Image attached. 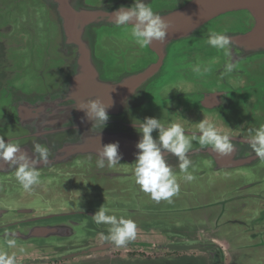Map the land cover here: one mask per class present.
Instances as JSON below:
<instances>
[{
  "label": "water",
  "instance_id": "obj_1",
  "mask_svg": "<svg viewBox=\"0 0 264 264\" xmlns=\"http://www.w3.org/2000/svg\"><path fill=\"white\" fill-rule=\"evenodd\" d=\"M37 1L0 0V81L3 82L0 87V137L5 142L19 144L29 155H33L35 143L50 150V162L37 165L41 183L33 186L31 192L23 191L15 179V168L0 160V251L11 255L18 247L34 246L42 258L62 260L60 264H225L223 255L209 243L201 245L204 247H200L202 253L195 258L112 256L109 254L111 245L104 240L108 226L97 225L92 216L103 204L112 209L113 205L106 197L125 196L119 193L121 191L128 193V201L134 210L128 211L130 205L128 210L113 208L117 216L132 219L139 225L144 213H158L151 209V200L147 197L142 199L141 207L138 205L140 209L135 210L137 193L132 189L139 186L134 182L133 164L139 151L136 144L142 134L132 124L134 118L158 119L152 112L154 104L148 100L151 101L153 94L150 93L161 78L166 48L193 37L210 20L226 15L231 18L241 11L246 17L244 33L239 36L228 33L236 48L232 50V56L239 67L264 62V0H191L178 9L161 14L169 23V34L164 43L154 41L150 45L159 50H134L138 56L143 52L146 58L161 56L160 61L128 71L122 65H114L112 59L109 63L99 57L89 36L93 25L113 24L110 15L122 5L94 6L88 0H42L50 12ZM51 14L62 27L57 40L47 38L49 47H43L38 42L46 36V25L40 24L39 20L43 15L47 24ZM127 38L134 42L130 36ZM121 43L125 44L124 41ZM33 45L42 49L33 50ZM216 60L224 65L226 58L216 57ZM38 61L40 64L37 65ZM8 63L10 66L17 64L16 69H3ZM27 67L34 70L41 85L30 92L15 88L16 84L11 85L12 78L21 75ZM6 73H9L8 77ZM48 74L58 81L46 79ZM162 88L166 89L167 85ZM94 98H100L105 104L110 103L111 98L113 101L108 109L107 125L100 132L99 126L92 129V121L83 111L73 108L76 102ZM18 123L27 131V135H19L20 141L17 136L10 137ZM152 135L157 138L158 130ZM113 142L119 143L121 164L109 168L105 162L104 168H98L100 143ZM193 144L189 158L192 165L202 168L204 164H200L199 158L207 159V148L200 149L196 141ZM215 156L218 162L226 163V156ZM256 157H247V162ZM167 160L173 171H180L175 156L169 154ZM84 165L88 166L79 168ZM85 175L95 178H81ZM74 178H78L77 182ZM66 183L72 184L71 189L64 187ZM262 188L263 193L257 198L243 203L238 201L231 206L227 204L226 210H217L216 198L207 203V210H211L209 217L212 212L218 218H214V226L208 229L230 253L229 264H264V186ZM207 222L210 223L208 219ZM229 225L236 227L230 240L223 237L224 226ZM8 233L16 234L14 248L6 246L5 241L11 238L6 235ZM97 237L104 243L101 240L102 243L96 245L93 240ZM68 259L71 260L66 262ZM17 264L23 263L17 260Z\"/></svg>",
  "mask_w": 264,
  "mask_h": 264
},
{
  "label": "flooded vegetation",
  "instance_id": "obj_2",
  "mask_svg": "<svg viewBox=\"0 0 264 264\" xmlns=\"http://www.w3.org/2000/svg\"><path fill=\"white\" fill-rule=\"evenodd\" d=\"M190 1L191 0H144L145 3L150 4L154 11L160 15L178 9ZM88 2L94 6L114 4L130 7L134 4V0H88ZM36 3L39 4L40 7L51 12L44 1L39 0ZM33 15L35 16V14ZM48 20L50 21L46 24L43 21V15H41L39 20L40 24L46 25L44 28V34L46 36H44V40L38 42L42 44L43 47H49V40L52 38L57 40L58 32L62 27L60 26L59 20H57V18L54 19L52 14L49 16ZM245 20L246 17L242 15L241 11L231 18L227 17V15L222 16L217 20H210L207 22V24L193 37L170 44L166 48L167 52L165 53L166 56L162 64L161 78L155 83L156 86L159 84L160 88L156 87L153 94L155 95L158 91L164 90L162 88L163 85H168L169 82H165L166 79L177 77L178 73L176 68L184 67L183 62H186V64L190 65L192 68L199 62L201 69L205 67L210 70L214 69L216 73L222 76L223 65L218 64V66L212 67L211 64L216 65L218 62L216 57L220 59L223 54L217 52L216 49L211 48L206 43V35L208 37L209 31L214 30L239 36L244 33L243 27ZM116 29L119 28L111 24L102 26L93 25L89 30L93 48L96 50L95 53L99 54V57H101V52L107 51L108 54L113 55L112 63L114 65H122L127 71L132 70V68L134 70H136V68L141 69L155 63L154 61H160L159 58L161 56L155 55L154 57L146 58L144 54H142L143 52L140 53V56H133L135 55L134 50L159 49L151 47L145 49L137 48L134 42L129 39L124 40L119 38L117 36L118 34L108 35L109 32ZM101 30H104L106 33L100 38L97 36V33ZM125 35L128 36L126 33ZM47 38L49 40H47ZM112 39L115 41V44H109V41ZM204 40L205 48L203 47V50H199L197 53L194 48L191 49V44L195 45ZM121 41H124L125 44L121 43ZM181 43L184 49H181L176 55V51ZM36 49L42 48L34 46L33 50ZM232 50H236V48L233 47ZM203 52L206 53L205 59L202 55ZM260 63L263 64L255 68V71L259 74V79L256 80L255 83L252 81L253 79L251 77V67L253 65L251 62L247 65L238 66L232 73L222 76L213 86L210 87L207 84L209 86H207V90L201 91L207 93L206 95L203 93L193 95L192 90L187 92L184 88L178 86L176 91L175 88H173L169 94L163 95L162 99H160V101L158 100L159 102L153 105L154 108H152L153 111L152 109L151 111L156 113L158 119H161L165 124L180 123L187 129L195 130L196 123H198L196 114H201L202 120L205 118L214 121L221 131L233 136V143L237 146L236 152L232 157L226 156V163H220L215 159L216 154L214 153L211 155L210 149L207 148V159L204 161L199 158L200 164H204L201 165L202 168L198 165H193V167L189 169L195 176V179L190 183L180 179V192L177 196L172 198L171 203L163 200L157 203L150 198L149 194L141 191L140 187H134L132 189L134 190L133 193H137L134 198V203L136 204L135 210L140 209L142 199L147 197L151 200V209H156L158 213H144L141 215L140 218L143 220L140 221L141 223L139 225L137 224V238L128 244L124 250L121 248L115 249L113 251L115 253H113L114 255L120 256L121 253H119V251L122 250L127 256L139 259H172L184 256L195 258L202 253L201 249L204 247H201V245L206 244L207 246V243H209L212 247L217 248L218 252L223 255L225 264L230 263L232 258L230 253L224 249L222 244L220 245L216 236H213L212 231L208 229L214 226V218L217 217V214L212 215L211 212V217H209L211 210H207V203L212 202L216 198L217 210H226L227 204L231 206L238 201H242V203L247 202L251 198L252 200L257 198L259 193H263L261 189H263L262 187L264 186V160H260L256 157L257 159L247 162V157L256 156V154L248 144L242 142L244 137L248 136L251 130L264 126V62ZM10 65V63L6 64L3 69L5 68V70H7L9 67L11 68V70L8 69L10 71L16 69L15 67L17 64ZM56 74L57 73H55V75ZM6 76L8 77L9 73H6ZM52 80L58 81L56 78ZM2 84L3 82L0 81V87ZM195 107L198 108V111H196L198 113L195 112ZM191 109H193V111H191ZM21 128L22 126L18 123L16 131L11 133L10 137L13 138L17 136L19 140V135L21 133L27 135V131ZM187 131L188 130H186V133ZM174 172L177 174L178 178L183 176V173L180 171ZM119 193L125 196L120 195V197H116L115 195L117 194H114L106 197V199L113 205L112 209L128 210L127 208L130 205L127 197L128 193L125 191ZM117 203H119L118 206ZM138 205H140V207ZM131 206L132 205H130L128 211L132 213L134 209L133 207L131 209ZM207 219L211 224L207 222ZM217 219L218 218L215 220ZM178 224L179 227L177 226ZM224 227L225 229H223V231L225 234H223V237H227L228 240H230L235 233L236 227L231 225ZM207 235H209V237ZM148 236H155L157 239L155 241L149 239L145 241L142 239ZM98 239L102 240L100 237L93 240L96 245L102 243ZM102 241L104 243V240ZM113 247L115 246L111 245L110 250L113 249ZM147 248H149L150 254L146 251ZM70 260L71 259H68L66 262ZM53 263L60 264L61 261L55 260L51 264Z\"/></svg>",
  "mask_w": 264,
  "mask_h": 264
},
{
  "label": "clouds",
  "instance_id": "obj_3",
  "mask_svg": "<svg viewBox=\"0 0 264 264\" xmlns=\"http://www.w3.org/2000/svg\"><path fill=\"white\" fill-rule=\"evenodd\" d=\"M110 16L113 18L111 22L116 27L127 30L134 43L141 49L150 47L154 41L164 43L169 34L168 21L144 0H134L130 7L122 5ZM206 43L226 58L222 76L237 69V62L232 56L234 41L230 35L212 30L208 33ZM209 70L207 67L204 68L205 72ZM193 71L201 72L199 62L194 65ZM112 105V98L108 104L100 98H94L76 102L73 108L83 111L85 117L92 121V129L99 126L100 132L107 125L108 109ZM132 126L142 134L136 144L139 151L133 164L134 182L157 203L162 200L172 202V198L180 192V179L189 183L195 179L193 173L189 171L193 165L188 155L190 150L194 149L193 141L197 142L200 149L209 148L217 156H231L236 152L237 146L233 143V136L221 131L210 119L204 118L196 123L195 130L187 129L180 123L165 124L155 117H145L143 120L134 118ZM154 130H158L157 138L152 135ZM242 142L248 144L260 160H264V126L251 130ZM118 149V142L104 145L100 143L96 166L104 168L105 162L109 168L120 165L122 154ZM32 152L33 155H29L19 144L5 142L0 137V160L15 168V179L24 192H31L33 186L41 183V172L38 170L40 167L37 165H46L50 162V150L47 146L35 143ZM169 154L178 159L182 177L178 178L169 164L167 160ZM92 218L97 225L108 226L104 240L117 248L126 247L137 238L136 222L124 216H117L114 210L105 204L99 207ZM177 226L179 227V224ZM6 235L11 237L5 241L7 248H14L17 243L14 238L16 234ZM0 264H17L15 253L9 255L0 251Z\"/></svg>",
  "mask_w": 264,
  "mask_h": 264
},
{
  "label": "rangeland",
  "instance_id": "obj_4",
  "mask_svg": "<svg viewBox=\"0 0 264 264\" xmlns=\"http://www.w3.org/2000/svg\"><path fill=\"white\" fill-rule=\"evenodd\" d=\"M105 33L106 32L104 30H101V31H99L97 33V36H99L101 38L103 35H105ZM125 33L128 36H130L128 34V31L122 30L120 28L116 29V30H113L112 32H109L108 35H110V34H118L117 36L119 38H122L124 40L125 39L128 40V38H127L128 36H126ZM206 34H207V32H206ZM109 44H115V41L112 39L111 41H109ZM203 47L205 48V42L204 41H202L200 43H197L195 45L191 44V49L194 48L197 53L199 52V50H203ZM181 49H184V46H183L182 43L180 44L179 48L177 49L176 55L178 54V52H180ZM50 50H52V48H50ZM39 53H41V51L38 52V54ZM100 55L103 57V60H105V61H107L109 63L111 62L110 60L113 57V55L112 54H108L107 51L101 52ZM202 55H203V57L205 59L206 58V53L203 52ZM183 63H184V67L176 68L177 69L176 71L178 73L177 77H172L170 79H166L165 80V82L169 81L166 89L164 88V90L158 91L156 93V95H154L153 93H150V95L153 94L152 97H150L149 94H148V96L150 97V100H151V101H149L147 99L149 103L155 104V103L159 102L160 99H162V96L164 94H169V92H171L173 88H175V91H176L178 89V86H180L181 88H184L187 92L192 90V92H193L192 94L196 95V94L200 93L203 90H207V86L208 85L211 87V86H213L216 82H218L222 78V76H220V74L216 73V70H214V69L209 70L207 72H205L204 69H201L200 73H196V72L193 71V68L190 67V65L186 64V62H183ZM38 64H40V61L37 62V65ZM218 64L219 63L217 62L216 65L211 64V66L212 67H216V66H218ZM261 65L262 64H260L259 61H256V62L253 63V65L251 67V71H252L251 77H252V79H253L252 81L254 83L256 82V80L259 79L258 78L259 74L255 71V68L259 67ZM48 78L52 79L50 74L46 75V79H48ZM233 78H236V77H233ZM11 81L13 82V83H11L12 86L16 84L14 86L15 88H18L19 90H22V91H25V92H27V91L30 92L33 88H40L41 87L39 79H38V77H36V74H35L34 70H31L29 67L25 68V70H23V73L21 75L13 77ZM159 86H160L159 84H158V86H156V84H155V87L152 90L154 91L155 88L159 87ZM194 110L196 112V111H198V108L195 107ZM191 111H193V109H191ZM196 113H198V112H196ZM196 118H197L198 122L201 121L202 120L201 114H196ZM87 166L88 165L79 166V168L80 169H84ZM81 178L89 179V178H95V177H94V175H90V176H86L85 175L84 177H81ZM74 179L76 181V179H78V178H74ZM63 185H64V187H70V189L72 187V184H70V183H66V184H63ZM65 191H67L66 188H65ZM142 239H144L145 241H147L146 239L155 241L157 238L155 236H148V237H143ZM98 240L101 241V239H98ZM46 249L49 250V248H46ZM115 249H118V248L117 247H113V249L110 250L109 254L112 255V256H115L114 255L115 253L113 252ZM121 249L124 250L125 247H122ZM37 250L34 248V246L18 247L17 249L13 250V252H11L10 254L15 253L16 259L19 262H22L23 264H39V263L51 264L53 262L52 260H54V259H44V258H42L41 257L42 255H39V252H37ZM48 250H47V252H48ZM122 250L119 251V253H121L120 256L127 257L126 253L123 252ZM146 251H148V253L150 254L149 248H147ZM25 253H27V255ZM96 254H98V253H96ZM102 254H104V253L103 252L99 253V255H102ZM51 257L53 258L52 255H51ZM76 260H78V259H76ZM60 261L63 262L62 260H60Z\"/></svg>",
  "mask_w": 264,
  "mask_h": 264
}]
</instances>
